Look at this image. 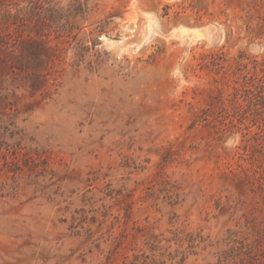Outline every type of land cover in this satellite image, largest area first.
<instances>
[{"label":"rangeland","instance_id":"374dc122","mask_svg":"<svg viewBox=\"0 0 264 264\" xmlns=\"http://www.w3.org/2000/svg\"><path fill=\"white\" fill-rule=\"evenodd\" d=\"M0 264H264V0H0Z\"/></svg>","mask_w":264,"mask_h":264},{"label":"bare ground","instance_id":"6f19581e","mask_svg":"<svg viewBox=\"0 0 264 264\" xmlns=\"http://www.w3.org/2000/svg\"><path fill=\"white\" fill-rule=\"evenodd\" d=\"M195 29L194 28H186V27H182V28H178L177 30H175L173 33L175 35H185L187 34L189 31H194ZM189 34V33H188ZM194 34V33H193ZM190 35V34H189ZM136 37V36H135Z\"/></svg>","mask_w":264,"mask_h":264}]
</instances>
